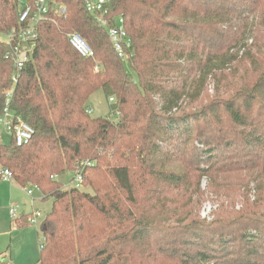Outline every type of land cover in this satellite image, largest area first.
Returning <instances> with one entry per match:
<instances>
[{"label": "trees", "instance_id": "1", "mask_svg": "<svg viewBox=\"0 0 264 264\" xmlns=\"http://www.w3.org/2000/svg\"><path fill=\"white\" fill-rule=\"evenodd\" d=\"M34 2L0 0V38ZM54 2L64 13L51 10L36 25L14 84L12 47L0 39V115L11 91V110L34 131L22 147L0 143V166L52 200L35 264H264V200L246 194L251 183L264 186V0H109L107 18L122 17L131 42L125 62L85 0ZM69 33L93 59L75 52ZM241 48L252 68L207 100ZM98 90L115 121L87 114ZM83 161L90 175L66 189L58 178ZM226 174L243 176L230 195L216 183ZM203 177L226 207L211 220L198 216L197 201L187 213L169 209L167 197L192 182L203 200ZM238 198L242 212L233 211Z\"/></svg>", "mask_w": 264, "mask_h": 264}, {"label": "rangeland", "instance_id": "2", "mask_svg": "<svg viewBox=\"0 0 264 264\" xmlns=\"http://www.w3.org/2000/svg\"><path fill=\"white\" fill-rule=\"evenodd\" d=\"M119 18V17H117ZM122 18V17H120ZM123 19V18H122ZM124 21V20H123ZM4 40L3 37L0 38ZM251 42V41H250ZM249 42V43H250ZM258 47L264 48V38L260 35V39L257 40ZM243 49L238 52L237 62L233 64L231 72L225 71L222 72L223 75L219 77V83L211 82L210 85L207 87L206 91V99L209 100L210 98L214 97V90L216 85L220 87L227 86L230 84L229 82L234 80V75L238 77L240 72L243 73L244 70L247 68H252L249 63L244 59L240 60V56L242 55ZM235 50L231 51V54H235ZM237 73L235 74V72ZM230 73V74H229ZM87 105L89 108L93 110L92 117H101V118H110L112 121H115L116 118L113 115H109V104L107 102L106 97L104 96L101 90L96 91L93 93L90 98L88 99ZM9 137L5 133H1V144H8ZM252 172L248 173L250 175ZM90 175V171L86 174V177ZM73 175L71 173H67L63 176H60L58 180L64 184L66 189H70L74 187L71 183V179ZM216 178L218 184L224 186L223 188L219 189V192L223 194L230 195L232 190L236 188V184L239 178H243V176L239 174H226V175H218ZM192 187L187 189L186 193L182 195L180 193H173L167 197V205L169 209H173L177 207H181V212H188L190 208H192L193 203L197 201L196 208L198 210V216L202 219L211 220L214 217V214L218 210V206L226 207L228 205L227 199H224L222 202L215 199V196L208 193V180L203 177L200 179L199 183V190L200 192L204 193L203 200L200 196L193 194L195 190H197V185L191 183ZM193 185L195 186L193 188ZM247 199L248 202H253L258 198H262L264 200V186L263 190L256 189L255 184H249L247 190ZM189 197H191V201H189ZM33 203H31V199H29L24 190L21 187H17L13 184V182H4L0 180V228L3 229V224L9 223L12 218L8 214V208L11 205H15L16 203L28 211L30 206H33L32 211H39L42 214V217L46 216L52 207V200L51 199H42V196L39 192H34L33 196ZM258 202V201H257ZM13 203V204H12ZM243 201L240 198L236 199L233 203V211L234 212H242L243 208ZM17 204V205H18ZM225 209H223L224 211ZM228 215L234 216L233 211L225 210ZM8 220V222H7ZM39 224L36 225H27V230H23L21 233L13 232L12 236L5 235L6 246H9V253L12 260H15V264H34L39 258V249L40 245L43 243V239L41 234L39 233ZM22 227L23 224L20 223ZM4 230V229H3ZM35 231L39 234L36 235ZM5 246V247H6ZM31 257V258H30ZM29 258V259H28Z\"/></svg>", "mask_w": 264, "mask_h": 264}, {"label": "built area", "instance_id": "3", "mask_svg": "<svg viewBox=\"0 0 264 264\" xmlns=\"http://www.w3.org/2000/svg\"><path fill=\"white\" fill-rule=\"evenodd\" d=\"M109 0H85V6L88 13L92 14L101 28L106 30L109 41L112 45L117 57L122 61L127 60V51L131 46L130 39L127 35L124 21L122 18H114L112 20L107 18L106 5ZM64 13L61 5L55 4L54 0H35L32 6L23 4L19 14V24L21 25L17 30L13 29L4 37V42L12 47L13 65L15 73L11 81L14 84L17 79V73L29 62L32 51L37 40L36 25L44 21L49 12ZM67 41L75 52L82 58L93 59L94 51L88 43L77 33L67 34ZM99 68L96 66L94 71L97 72ZM11 91L5 93V104L0 115V139L1 133L8 135L9 140L12 141L16 147H22L30 142L33 137V129L27 125L19 116H17L10 108ZM112 101V100H110ZM93 110L89 108L87 114H92ZM1 143V142H0ZM92 166L90 161L78 162L72 172L73 178L71 183L74 187L79 188L84 177ZM55 179V177H52ZM0 180L4 182H13L11 172L0 166ZM25 195L33 201L34 192H38L37 188L24 187ZM9 216L13 221L20 217V206L10 205L8 208ZM42 214L39 211H31L27 214V225L39 224L42 220ZM43 244L40 245L42 247Z\"/></svg>", "mask_w": 264, "mask_h": 264}, {"label": "crops", "instance_id": "4", "mask_svg": "<svg viewBox=\"0 0 264 264\" xmlns=\"http://www.w3.org/2000/svg\"><path fill=\"white\" fill-rule=\"evenodd\" d=\"M13 184L15 186L19 187L14 182H13ZM30 202L33 203L32 201H30ZM16 204H18V203H16ZM32 210H33V206L32 205L30 206V209L28 211H26L25 209H22V207L20 206V217H19V219L22 218V217H27V214L30 213ZM7 222H8V220H7ZM19 223H21V222H19ZM2 226H3L4 230L2 229V227L0 228V261L9 262L10 264H15V260H12V258L10 256L9 246H6L5 235L12 236L13 232L21 233L23 230H27L28 229L27 227H29V226L23 225L22 227L21 226L18 227L16 221H13V220H11L7 224H3ZM35 233H36V235L39 234L37 231H35ZM39 251H40V249H39Z\"/></svg>", "mask_w": 264, "mask_h": 264}]
</instances>
